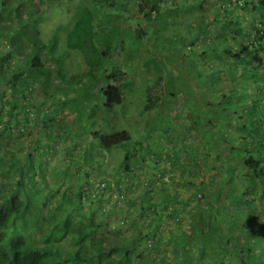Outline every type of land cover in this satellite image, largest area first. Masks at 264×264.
<instances>
[{"label":"trees","instance_id":"trees-1","mask_svg":"<svg viewBox=\"0 0 264 264\" xmlns=\"http://www.w3.org/2000/svg\"><path fill=\"white\" fill-rule=\"evenodd\" d=\"M111 2L125 5L126 0H105L104 3L115 6ZM212 2L218 4L213 10ZM44 3V0H0V39L6 40L4 49L0 47V150L6 148L3 146L9 149L5 150V156H0V175L11 169L12 164L20 174L11 184L10 192L0 190V264H264V0L136 1L134 15L141 20L137 23L141 41L166 43L171 37L167 40L165 29L168 34L177 33L181 15L193 11L200 16V20L195 21L200 23L193 27L198 42L195 56L199 62L182 56L181 71L174 77L171 58L179 55L166 48L154 53L146 45L143 66L153 72L155 85L172 87V90H204L200 81L205 75L213 96L200 100L191 94L190 103L200 100L202 109L209 111L213 118L208 121L192 118L190 107L185 106L186 100L181 102L185 109L181 124L184 121L190 135L196 134L186 159L198 176H202L196 183L183 182L192 192L182 204L189 214V226L183 227L176 207L164 217L157 212L159 207L169 206L170 196L164 195L159 204L141 202V216L136 224L143 229L128 237L116 238L113 243L109 241L104 221L99 223L93 218L75 227L72 219L65 217L57 220L58 224H49L43 232L45 219L33 212L38 197L32 194L29 198L31 193L22 182L27 142L16 145L23 149L20 154L11 143L23 136L20 134L23 127L36 119L42 125L38 141L46 143L48 123L45 118L52 114L57 101L72 99L83 107L103 101L109 110L121 104L129 78L118 76L112 56L124 48L128 38L113 22L111 25L96 20L94 25V18L100 14L90 8L84 10L83 13L88 14L84 18L89 20L79 23L69 39H72L70 48L82 51L85 74L82 75V67H78V74L68 77L70 70L57 58L59 76L70 85L64 92L66 98L52 100V95L47 94L39 97L40 87L29 80L36 81L38 76L46 81L51 75L42 57L46 46L31 37L21 39V36L36 33L34 27L30 30L33 8L38 11ZM11 7H15L13 12L9 11ZM124 7L118 10L124 12ZM206 10L211 11L208 17L204 16ZM6 11L17 21L13 31L1 24L5 22L2 19ZM170 29L174 32H168ZM130 37L134 38L133 33ZM25 41H29L31 47L25 45ZM198 63L196 76L190 70ZM206 64L209 71H205ZM122 73L126 75V69ZM223 75L229 76L230 86ZM182 77L186 78V83L177 87L175 79ZM148 100L147 109L161 102L150 94ZM60 118L49 119L60 128L72 126L61 124ZM92 138L101 140L105 152L131 139L126 131L104 135L96 132ZM131 160L127 157L126 162L116 168L117 184L124 182L125 175L132 172ZM89 163L93 166V159ZM203 169L209 173L201 175ZM183 173L188 176L189 170L184 169ZM110 184L105 188H110ZM16 196H23V207L15 202ZM147 212L150 215H145ZM35 217L34 224L27 223ZM175 221L178 232L171 229L167 236L160 230L162 223ZM67 237L69 241L64 243Z\"/></svg>","mask_w":264,"mask_h":264},{"label":"rangeland","instance_id":"rangeland-1","mask_svg":"<svg viewBox=\"0 0 264 264\" xmlns=\"http://www.w3.org/2000/svg\"><path fill=\"white\" fill-rule=\"evenodd\" d=\"M136 1L126 0L125 5L111 2V4L115 3V6L111 7L104 3L105 0H44L45 3L39 6L38 11L33 8L34 16L30 23V30L34 27L36 33L29 32L28 35L21 36V39L31 37L46 46L42 57L51 75L46 81L38 76L36 81H29L35 83V87H40L38 88L41 90L39 97L45 94L52 95V100L66 98L64 92L70 87L59 76L56 68L57 58L60 59L65 69L70 70L68 77L78 74V67H82L80 70L82 75L87 70L83 68L82 51L70 48L72 39H69L79 23L89 20L84 18L88 15L83 13L84 10L90 8L92 12L100 14L97 18L93 17L94 25L98 22L96 20L106 21L111 25L113 22L123 30L124 36L128 38L124 48L118 49L112 56L118 76L129 78L121 104L109 110L102 104L103 101L98 105L89 103L85 107L72 99L57 101L56 108L51 109L52 114L45 118L48 123L45 129L48 132L46 143L38 141V136L42 133L39 119L23 127L20 132L23 136H19L14 143H11L16 146L27 142L25 150L28 155L22 160L24 164L22 182L31 193L29 198L32 194L38 197L33 206V212L45 219L43 232L47 231L49 224L55 222L58 224L60 221L57 220L65 217H70L75 227L93 218L99 223L104 221V227L110 234L109 241L113 243L117 240L116 238H125L143 229L136 224L141 216V202L148 200L159 204L164 195L170 196L167 203L169 206L159 207L157 212L164 217L176 207V214L179 219H182L183 227L187 228L190 224L189 214L183 209L182 204L184 200L191 197L192 192L183 182L188 180L196 183L202 176H198L197 171L186 159V152L193 147L196 134L190 135L184 121L181 124L185 110L181 102L186 100L185 106L190 107L192 118L196 116L197 119L208 121L213 117L209 111L202 109L199 102L201 99L212 97L214 92H211L210 83L206 82L205 75L200 81V85L205 87L204 90L179 91L172 90V87L166 89L155 85L153 72L143 66L147 57L143 53L146 45L154 53L162 51L163 48L177 53L179 56L171 58L172 75L176 77L182 68V56L198 61V57L195 56L197 52L195 50L198 49L197 35L193 27L200 23V21L195 22L200 20V16L193 11L181 15L180 23L176 27L177 33L171 35L165 29L164 36L167 40L171 37L166 43L164 41H141L139 32L137 34V23L141 20L134 15ZM122 5L125 6L126 11L124 12L118 10ZM211 6L213 10L218 4L212 2ZM14 9L15 7H11L9 11L13 12L11 10ZM210 14L211 11L206 10L204 16L208 17ZM2 20L8 21V24L5 22L1 24L3 23L13 31V24L15 27L17 21L9 16V12L6 11ZM168 32H174V30L170 29ZM132 33L133 39L130 37ZM1 38L0 47L4 49L6 42L3 37ZM211 39L214 41L213 38ZM24 43L31 47L29 41ZM191 47L194 48L193 51ZM157 56L160 58V55L157 54ZM15 57L18 59V55ZM190 65H193L192 62ZM198 65L199 63L191 67V74L197 76L198 72L195 71L199 69ZM123 69H126V75L122 73ZM188 69L189 67L186 70ZM205 71H209L208 64L205 66ZM223 80L229 86L232 83L229 76L223 75ZM184 82L186 83V78L175 79L177 87L184 86ZM149 94L151 97L161 99V102H156L152 108L146 109ZM191 94L200 100L196 103L193 100L194 103H190V98L193 97ZM57 116L61 117V124L72 126L64 129L57 127L55 122L51 124L53 120L49 118H57ZM52 125L54 127H51ZM122 131L128 132L131 139L111 147L107 152L103 149L101 140L92 138L96 132L104 135ZM3 147L6 148L0 150L1 157L6 155L5 150H9L8 146ZM16 149L17 154L23 150L18 149L17 146ZM127 157L132 158V172L125 175L124 182L117 184L118 178L114 176L116 168L126 162ZM90 159L94 161L93 166L89 163ZM6 164L9 162L7 161ZM14 165H10L11 169L3 171L0 175V190L4 193L10 192L11 184L20 175L14 169ZM184 169L189 170L188 176L183 173ZM86 171H89L88 175ZM208 173L209 170L203 169L201 175ZM108 183H111L110 188H105ZM31 187L34 189H30ZM22 199L23 196L15 197V202L20 207H23ZM45 203L48 205L44 206ZM233 211H236V208H233ZM145 215L150 214L147 212ZM34 222H36V217L31 222L27 221L29 224H34ZM171 229L178 232L176 221L160 225V230L168 234L167 236ZM39 237L42 239V234ZM178 238L180 240L181 237ZM68 241L69 237L63 240L64 243Z\"/></svg>","mask_w":264,"mask_h":264},{"label":"clouds","instance_id":"clouds-1","mask_svg":"<svg viewBox=\"0 0 264 264\" xmlns=\"http://www.w3.org/2000/svg\"><path fill=\"white\" fill-rule=\"evenodd\" d=\"M2 39V38H1ZM1 39H0V45H1ZM6 41V40H5ZM147 109V108H146Z\"/></svg>","mask_w":264,"mask_h":264}]
</instances>
